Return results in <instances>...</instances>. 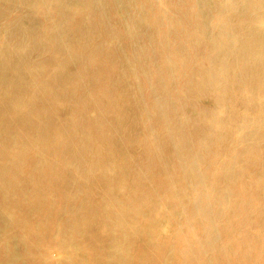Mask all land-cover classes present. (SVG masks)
Segmentation results:
<instances>
[{"label":"bare ground","instance_id":"1","mask_svg":"<svg viewBox=\"0 0 264 264\" xmlns=\"http://www.w3.org/2000/svg\"><path fill=\"white\" fill-rule=\"evenodd\" d=\"M0 264H264V0H0Z\"/></svg>","mask_w":264,"mask_h":264}]
</instances>
